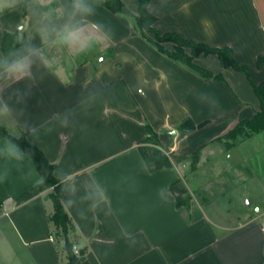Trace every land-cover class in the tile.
Listing matches in <instances>:
<instances>
[{
  "label": "crops",
  "instance_id": "0c3cea01",
  "mask_svg": "<svg viewBox=\"0 0 264 264\" xmlns=\"http://www.w3.org/2000/svg\"><path fill=\"white\" fill-rule=\"evenodd\" d=\"M56 1L57 14L44 7L51 0H16L0 12V57L5 32L21 35L20 26L27 42L44 53L26 77L0 81V125L15 137L25 131L66 179L63 203L87 246L89 264H264V199L255 214L233 218L223 207L225 218L218 217L211 209L217 200L203 202L191 190L193 171L187 168L199 147L260 109L245 72L223 66L216 54H200L196 63L225 76L204 78L161 54L149 41L153 33L141 36L130 17L95 0H89L94 14L87 21L103 26L101 49L110 52L100 55L101 44L93 43L91 53L79 57L89 48L48 44L35 31L38 13L57 22L64 18L70 0ZM123 3L138 13L139 0ZM148 9L162 33L230 46L253 80L264 81V62L258 64L264 56V0H151ZM164 45L174 47L171 41ZM188 118L206 123L180 130ZM146 121L159 132L172 166L149 169L139 148ZM9 140L0 133V264H60L65 256L53 236V202L47 197L52 188L37 187L41 174L31 157H7ZM260 158L259 166L246 154L229 162L251 171V182L243 186L256 195H264ZM177 179L192 194L190 215L168 192Z\"/></svg>",
  "mask_w": 264,
  "mask_h": 264
},
{
  "label": "trees",
  "instance_id": "16d2710c",
  "mask_svg": "<svg viewBox=\"0 0 264 264\" xmlns=\"http://www.w3.org/2000/svg\"><path fill=\"white\" fill-rule=\"evenodd\" d=\"M95 1L113 13L130 17L141 36L147 38L145 36L146 32L153 33L155 38L149 39V41L161 54L188 66L191 70L204 78L225 80L223 73H215L194 61V58L200 54H216L223 66H231L236 70L245 72L260 99V109L257 110L252 117L239 121L228 132L218 136L213 141L225 140V149L227 150L248 137L258 134L264 130V81L256 83L253 80L250 68L237 61L234 50L230 46H213L204 42H197L195 40L185 38L177 32L162 33L155 26L157 17L148 9V5L151 0H139L137 14H133L125 9L123 0ZM44 7L51 14H57L59 12L57 10L58 4L56 0H51V2ZM165 41L173 42L174 47L172 49L167 48L163 44ZM24 43H27L24 35L21 36L18 32H5L2 42L4 56L10 51L21 47ZM187 49H190V51L188 52ZM263 62L264 56H259L258 64L261 65ZM205 123L206 121L195 124L188 118L179 125V129L182 131H191L197 127L203 126ZM146 129L147 136L139 145V148L149 169L154 171L164 166H172L173 163L170 158V153L167 149L165 150L163 148L159 132L155 130L148 121H146ZM0 133L13 141L23 151L31 153V158L35 162V165L41 174V181L37 187L41 190L52 188V191L47 195V197L53 202V211L50 214V219L55 227L53 236L55 241L59 245H62V251L66 256V259L60 264H89L87 258V246L81 241L77 227L63 203L62 198L65 192L66 179L58 177L55 174V163L49 161L43 151L28 139L25 131H22L20 136L15 137L10 134L4 126L0 125ZM200 148L201 147L193 152L188 159L191 165L190 171L196 170V163L200 155ZM168 192L177 200V204L179 206H183L187 214L190 215L192 194L189 192L184 180L177 179L173 181L169 186ZM63 240L66 241L64 244H62Z\"/></svg>",
  "mask_w": 264,
  "mask_h": 264
},
{
  "label": "rangeland",
  "instance_id": "374dc122",
  "mask_svg": "<svg viewBox=\"0 0 264 264\" xmlns=\"http://www.w3.org/2000/svg\"><path fill=\"white\" fill-rule=\"evenodd\" d=\"M100 44L101 49L103 42ZM93 47L94 45L92 44L89 47L90 51L79 53V57H86L91 53ZM96 48L98 49V46ZM107 51L108 48L105 52L101 49L100 55L106 56ZM100 59H102V56ZM225 146V140H217L212 141L211 144L209 143L206 146L207 148L205 147L206 150L203 147L200 148L196 170L191 171L192 173L189 174V177L193 176L190 182V188L203 202L209 199L217 200L211 204V209H213V212L218 217L225 218L222 210L223 207L229 211L230 216L233 218L234 215H243L246 217L248 213L255 214L254 206L257 203L261 205L260 202L264 199V195L262 191L256 195L249 187L244 188L243 184L251 182L250 178H248L251 171L246 168L243 170L239 169L241 167L236 169L229 162L238 161V157L240 158L242 154H246L256 157V163L259 166L258 161L264 155V133H261L259 137L256 136V138H253L248 143L235 147L230 152L226 151ZM163 148L165 149L164 146ZM203 150L205 151L202 153ZM229 154L232 155L231 158L228 157ZM187 166L190 170V163ZM237 174H239L238 178L236 177ZM248 201L249 204L247 203ZM261 214L264 216V209ZM232 217L231 219H233ZM63 255L65 256L64 252Z\"/></svg>",
  "mask_w": 264,
  "mask_h": 264
},
{
  "label": "clouds",
  "instance_id": "9594fccd",
  "mask_svg": "<svg viewBox=\"0 0 264 264\" xmlns=\"http://www.w3.org/2000/svg\"><path fill=\"white\" fill-rule=\"evenodd\" d=\"M15 3L16 0H0V12L6 8H13ZM93 14L94 8L89 0H70L66 5L64 18L59 22L52 18L50 13H38L35 20V31L42 42L63 46L70 50L83 51L93 43H102L107 39L102 25L90 24L87 21V17ZM43 55L40 47L27 42L0 57V81H12L26 77L32 65ZM16 94H19L18 91ZM6 144L9 145L8 158L21 161L25 156L31 157L30 152H23L10 140L6 141ZM134 243L133 240L132 244Z\"/></svg>",
  "mask_w": 264,
  "mask_h": 264
},
{
  "label": "water",
  "instance_id": "95a60500",
  "mask_svg": "<svg viewBox=\"0 0 264 264\" xmlns=\"http://www.w3.org/2000/svg\"><path fill=\"white\" fill-rule=\"evenodd\" d=\"M23 30H24V27L23 26H20L19 27V33L23 35ZM175 132V131H174ZM249 204V201L247 202ZM66 241L63 240L62 243L64 244ZM76 249V248H75Z\"/></svg>",
  "mask_w": 264,
  "mask_h": 264
}]
</instances>
